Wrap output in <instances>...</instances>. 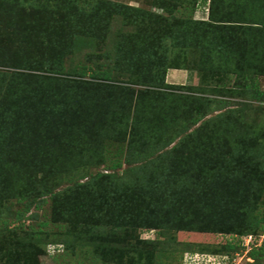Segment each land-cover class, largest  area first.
<instances>
[{"label":"rangeland","instance_id":"rangeland-1","mask_svg":"<svg viewBox=\"0 0 264 264\" xmlns=\"http://www.w3.org/2000/svg\"><path fill=\"white\" fill-rule=\"evenodd\" d=\"M57 1L43 0L39 6H45L44 10L33 0L11 11L5 6L0 10L1 53L18 60L27 54L40 61L44 54L48 59L45 67L37 69L28 64L22 68L0 63V127L16 126L13 122L23 118L24 107L17 100V89L23 91L22 85H29L33 99L60 103L63 110L79 109L81 92L82 99L89 101L82 114L86 119L82 115L65 118L63 127L54 128L49 138L36 139L46 155L47 150L54 153V159L49 155L50 159L34 158L41 162L45 174L33 171L28 179L23 173L8 188L6 199L0 201V264H119L115 261L118 237L111 231L138 244L140 254H123L121 264H264V253L256 260L249 256L251 243L256 240V246L264 244V75L247 69L240 74L236 72L237 61L219 63L211 55V59L203 60L202 51L190 55L189 48L177 63L181 69L166 71L165 83L175 85L172 88L130 86L132 78L125 68L112 69L114 58L123 61L119 49L137 45L157 24L174 27L190 18L207 20L210 0H197L193 5L183 0L186 9L176 6L181 0H103L115 10L131 8V19L119 10L97 11L100 0H67L60 7ZM162 2L168 3L169 11L160 7ZM16 32L19 35L14 38ZM42 42L55 46L57 55L50 57ZM175 45L163 44L169 64L182 48ZM84 66L94 70L110 67L111 79L81 77ZM46 78H53L55 83H47ZM103 85L129 89L127 95L131 92L135 100L131 105L129 99V120L113 102L119 91L109 93ZM50 87L55 99L48 100L46 89ZM247 150L250 159L242 168L249 170L251 166L252 179L257 175L251 182L254 196L249 198V207L256 205L249 221L259 222L257 229L248 231L252 236L147 228L129 233L91 223L54 222L51 217L54 209L65 207L80 191L97 197L115 185L134 187L138 181L145 184L148 193L168 203L165 196L169 193L164 189L169 187H162L164 169L177 166L179 161L195 168V164L217 155L225 160L231 156L243 160ZM251 161L254 164L249 165ZM115 162L120 168H112ZM114 175L120 178L113 180ZM175 193L170 205L175 204ZM19 211L24 212L21 221L15 218ZM186 215L195 221V216ZM108 232L112 234L108 243L113 251L101 254L97 247L101 248V239ZM239 238L243 241L240 245Z\"/></svg>","mask_w":264,"mask_h":264},{"label":"trees","instance_id":"trees-1","mask_svg":"<svg viewBox=\"0 0 264 264\" xmlns=\"http://www.w3.org/2000/svg\"><path fill=\"white\" fill-rule=\"evenodd\" d=\"M24 1L26 4L28 3L27 0ZM33 1L36 4L38 3V9L44 10L46 8L43 5L39 6V3L41 4L43 0ZM23 2L20 0H0V10L5 6L8 8L7 11H11L17 6H22ZM57 2V6L60 7L67 0ZM103 2V0H100L96 7L97 11L119 10L121 14L131 19L129 11L131 8L122 6L116 7L115 10L110 3ZM179 2L180 4L176 2V6L179 5L181 8L186 9L184 1L181 0ZM186 2L193 5L197 0H186ZM159 5L161 8L170 10L167 8V2H162ZM73 9H75V6ZM141 14L139 13V15ZM4 19L8 21L6 16ZM132 21L134 22V20ZM18 35L19 32H16L13 37L17 38ZM8 38L7 40H9ZM166 42L182 46L172 64L167 62L165 54L167 47L163 46ZM40 45L36 48H40ZM42 45V49H47L50 57L57 55L55 46L50 47L43 42ZM200 46L202 47L200 48ZM187 48L192 52L189 53L186 50ZM1 51L0 63L3 65L14 64L23 68L25 64H28L27 67L37 69V66L45 67L44 64L46 62L44 61L48 60L44 56L43 51H41L43 54L42 61L38 59L39 57L35 56L32 58L28 54L21 56L18 60L17 58L7 57L8 55L1 53ZM196 51H202L200 53L203 60L211 59L209 56L211 55L219 63L229 60L237 61L238 70H235L240 74L242 70L247 69V72L252 71L253 73L264 75V0H210L207 20L200 21L190 18L186 23H181V25H175L174 27L157 24V27L152 32L140 38L137 45L132 44L125 50L119 49V57L123 61L121 62V60L114 58L112 69L116 68V66L125 68L132 78L128 84L130 86L139 85L147 88L151 87L154 90L168 89L175 85L165 83L166 71L168 69H181L177 67L179 66L177 64L179 59L186 57L187 53L191 55V53ZM41 52L39 53L41 54ZM3 54L6 55L3 56ZM36 63L39 64L35 65ZM106 69L101 70L98 68L94 70L90 66H84L79 75L81 77H86L87 75L92 78L100 77L108 81L111 79V68L107 67ZM47 80V83H55L53 78H48ZM22 87L23 91H20V88L17 89V100L21 101V105L24 107L23 118L17 119V121L12 120V122L14 121L13 123L18 124L16 126L11 124V126L6 125V128L0 127V201L4 198L6 199L8 188L13 185L14 179L22 177L23 173L28 175V179H30L33 171L45 174V169L40 165L41 162L34 158H49L51 156L50 158L54 159V153L47 150L48 154L46 155L45 150L40 148L41 143L36 142V139L49 138L50 136L48 135L52 133L54 128L58 129L59 127V130L61 129L65 118L69 120L72 118L76 119L86 113V106H89L88 99L85 100L86 97L82 99L84 95L82 92L78 96V100H81L79 101V109L63 110L59 108L60 103L48 104L47 101V104H45L39 98L35 99L34 97L33 99L29 91L31 89L29 85H22ZM102 87L109 93L119 91V94L117 93V96L113 98V102L118 105L122 115L124 113V118L129 120V99H131V102L133 101L131 105L135 102L131 92L130 95H127L129 89L123 86L103 85ZM52 88H45L48 100L50 98L55 99V93H53ZM48 89L50 90L48 91ZM47 91L50 93L47 94ZM30 98L34 101H31L28 105L27 102ZM134 106H136V103ZM83 116L86 119L85 115L81 117ZM48 126L52 128L48 129ZM42 129L47 131L43 132ZM56 138L59 139V136L56 135ZM225 154H227V151H225ZM243 155L246 156L243 160L238 156H231L230 159L227 158L225 160L224 157L220 158L221 156L217 155L210 158L211 160L208 159V162L202 161L200 165L195 164L196 169L193 165L185 163V161H179L177 166L175 165L172 168L167 167L161 172L165 173V175H162L164 178L162 187L168 186L170 188H168L169 192L164 189L166 190L165 192L169 193L167 194L169 199L164 195L166 202H168L165 204L161 199H157V196L154 197L152 192L148 193L145 184H141L138 181L134 187L121 184L119 186L115 185L114 189H111L109 193L99 194L97 197H87L88 195L80 191L77 197L70 199L71 201L65 204V207L54 209L51 217L54 222L91 223V226L101 225L102 228H110V230L116 231L128 230L129 233L138 228H147L157 230L173 229L177 231L192 230L208 233L220 232L230 235L239 234L245 237L252 236V233H248V231L252 228L257 229L259 223L258 221H249L253 207L256 206L254 204L249 207L251 205L249 203L250 199L254 196L251 190V182L256 180L257 175H254L252 179L249 175L253 172L251 166L249 168L247 165L249 170L242 168V165L247 162L246 159L250 155L249 150ZM251 164L254 163L251 161L249 165ZM111 166L113 169L120 168L119 162H115ZM119 178L115 175L112 177L113 180H118ZM259 178V180L263 179V175ZM27 187L28 184L24 185V188ZM174 192H176L175 197H173L175 198V204L170 205L171 194ZM42 194L45 195L44 192ZM28 208L27 206L25 211ZM22 213L24 212L15 213L16 220H22ZM186 214L195 216V221L188 220ZM101 227L97 228L105 232ZM111 232L115 238L118 237L117 246L115 247V261L117 263L121 264V256L123 254H140L136 241L133 242L131 238H124L123 235L116 236V232ZM111 232H108L101 239V248L97 247L99 253L111 254L113 251L108 243L112 236ZM92 239L93 236L90 235V240L93 241ZM239 239L238 244L240 245L243 241L241 242V239ZM27 245H30V242L25 245V248ZM262 253H264V244L256 246V240L255 244L251 243L249 251L251 259H258V256Z\"/></svg>","mask_w":264,"mask_h":264}]
</instances>
